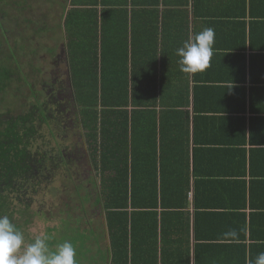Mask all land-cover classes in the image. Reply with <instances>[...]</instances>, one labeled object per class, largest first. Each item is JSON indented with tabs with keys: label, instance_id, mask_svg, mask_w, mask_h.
Masks as SVG:
<instances>
[{
	"label": "trees",
	"instance_id": "obj_1",
	"mask_svg": "<svg viewBox=\"0 0 264 264\" xmlns=\"http://www.w3.org/2000/svg\"><path fill=\"white\" fill-rule=\"evenodd\" d=\"M259 1L244 0L241 14L249 19L240 26L249 54L244 46L240 54H214L219 64L237 65L240 58V71L190 77L180 71L174 43L145 46L141 32L138 41L132 35L135 28L144 31V19L158 25L184 20L185 42L188 14L206 17L197 10L198 0H69L62 30L71 97L98 181L92 202L104 216L108 264H157L158 259L167 264L168 235L181 226L178 217L188 207L191 186L196 241L204 240L198 231L201 215L212 218L213 233L236 223L240 238L251 242L248 249L264 238L254 230L257 220L264 221V127L255 124L264 117V77L255 74V64L264 72V55H259L264 50L255 45L262 28L255 13ZM27 4L0 0V216L7 215L19 230L13 210L27 206L28 193L54 179L62 155L59 147L51 148L41 90L33 87L32 77L22 79L20 58L29 38L21 25L34 24L23 16ZM174 28L179 26L170 27L173 38ZM143 50L151 51L144 73L142 65L137 69ZM7 94L21 103L8 108ZM229 97L240 107H221ZM85 189L84 202H90ZM195 254L198 263L199 250ZM247 259L241 256L242 264Z\"/></svg>",
	"mask_w": 264,
	"mask_h": 264
},
{
	"label": "rangeland",
	"instance_id": "obj_2",
	"mask_svg": "<svg viewBox=\"0 0 264 264\" xmlns=\"http://www.w3.org/2000/svg\"><path fill=\"white\" fill-rule=\"evenodd\" d=\"M69 5V0H28L24 9L27 13L23 16L33 20L34 24L32 28L30 24L21 25L23 37L29 38L26 47L27 54L20 58L24 63L21 67L22 79L24 77L33 78L37 74L36 67L49 69L50 49L53 52L54 47L63 42L62 21ZM9 11L13 12L10 8ZM33 30H35L34 33H32ZM31 48L37 50L38 53L30 54ZM42 55L46 56L44 58L46 63L40 60ZM28 64L32 66L28 67ZM61 69L63 70V66ZM19 77L21 78V75ZM61 77L64 76L61 75ZM23 88L26 90L27 86ZM16 98L7 94L6 99L9 103L4 100V104L13 109V106L21 103ZM78 127L76 125L74 128L75 135L67 136L65 142L67 144L77 143L81 149H85L88 158L83 167L88 166L90 170L86 168L81 170L79 177L75 179L70 170H66L65 174L63 170L58 169L53 180L36 188L35 193H28L27 206L17 205L12 217L20 224L25 244L34 241L38 236L48 235L50 240L54 241L51 246L53 250L57 244L65 241L72 243L76 250V264H108L105 250L108 240L104 216L101 209L98 206L94 207L92 202L98 188V181L93 165L89 161L84 130ZM51 143L54 144V142ZM87 173L89 174L86 177L81 176ZM89 181L92 183L89 185V194L92 198L90 202H84L85 186ZM95 209L98 212L91 211Z\"/></svg>",
	"mask_w": 264,
	"mask_h": 264
},
{
	"label": "crops",
	"instance_id": "obj_3",
	"mask_svg": "<svg viewBox=\"0 0 264 264\" xmlns=\"http://www.w3.org/2000/svg\"><path fill=\"white\" fill-rule=\"evenodd\" d=\"M198 6L197 10L198 12L202 13V15H205V18L199 17L197 19H194V17L188 14V34L190 38L194 33H198L204 28L212 27L215 30V43L213 45L214 48V54H227V55H236L240 54L241 46H244V54L248 55L249 50L247 48V43L245 37H243V31L241 27L243 26V22H247L249 19L247 17H241L243 15L242 12L244 11V0H198ZM256 1V0H255ZM256 12L259 16L257 18H260L258 21L261 23L262 27L259 29V32H256V40L255 45L257 47H260L259 50H264V0H260L255 4ZM260 14V15H259ZM247 16V15H246ZM185 19V18H184ZM183 20V19H180ZM244 20V21H243ZM240 23V25H239ZM142 24L144 26V31H139L140 29L135 28L137 31H134L132 35V40L139 39V32H141L142 39L144 41L143 45H152L154 41H157L158 45L161 46L165 44V47L169 45L170 43L176 46L181 47L184 42V35L186 32L185 22L176 20L175 22H172V19H169L168 21L164 22L163 24H155L153 22H148L146 19L142 21ZM174 24V25H173ZM149 25V26H148ZM158 25V26H157ZM178 25L179 28H174L173 33L174 38L171 35L172 26ZM239 25V26H238ZM241 26V27H240ZM164 29V37L165 42L162 40V30ZM156 34V35H155ZM152 35V36H151ZM140 36V37H141ZM144 36V38H143ZM169 41L170 43H168ZM167 42V44H166ZM171 48V47H170ZM151 51L143 50L142 54L139 53V57L141 56L143 58V63L141 64L139 61L137 63V69L142 65L144 73L146 71L145 63L148 62V56L147 53H150ZM261 52V51H260ZM264 52V51H263ZM213 54L210 67L205 70L206 72L213 73L215 77H222L225 76L224 73H226L228 70L237 69L240 71V58H238L237 65H234L230 62V60H224V63L219 64L215 60V55ZM259 55H264L262 53H259ZM147 58V59H146ZM177 60L179 57H175ZM146 59V61H145ZM145 62V63H144ZM262 65L264 63L262 62ZM148 67V66H147ZM259 64H255V74L257 78H263L262 73L260 72ZM228 71V72H229ZM139 73V71H137ZM228 74V73H227ZM239 76V73L237 75ZM191 77V75H190ZM234 77V76H232ZM191 80V79H190ZM259 85L261 83H258ZM190 88L191 82H190ZM263 93V92H262ZM258 102L260 104V100L262 96H258ZM227 104H220L222 107H229V108H239L240 104L238 101L232 99L231 97L228 98V100L224 99ZM230 101H232L235 104H230ZM263 105V102H262ZM191 109V107H190ZM239 113V111H238ZM233 111L231 113L233 116H237ZM246 117L249 116L248 113L245 114ZM255 124L258 125L260 128L261 126L264 127V117H259ZM247 120V119H246ZM190 131L192 132V126L190 123ZM227 132V130H226ZM224 133V135L226 134ZM246 134L247 131H246ZM248 147V145H246ZM246 212H248L246 210ZM179 222L181 223V226L176 228V230L173 232L174 235L171 236V234L168 235L170 237V243L168 247H166L165 250V261L167 264H242L241 256L246 257L248 256L251 258H255L256 255L260 252H264V238L255 240L250 248H247V245L251 243L249 240H242L240 237L242 236V229L238 230V238H236L234 241L226 238L224 233L228 232L229 230L235 229L237 226L235 224L232 225H225L221 229V231L214 232L211 229V224H213V220L210 216L201 215L198 226L199 234L202 235V238L204 240H197L194 237V206H193V189L192 186L190 187V191L188 193V207L184 209L182 214L178 217ZM256 221V220H255ZM225 223V222H224ZM232 223V222H228ZM254 230L255 235L259 237H264V221L258 222V220L254 224ZM203 235H214L211 238H208ZM219 236H223L219 238ZM246 238H248V235L245 233L244 235ZM159 238V235H158ZM198 244H201L202 246H198ZM197 245V246H196ZM108 247V245H107ZM147 246H143L142 249L146 250ZM149 248H153L152 246H149ZM157 248H158V256L160 255V242H157ZM199 250V257L200 262L195 263V257L197 255L195 254V250ZM105 250L107 251V248L105 247ZM139 250V249H138ZM141 250V249H140ZM143 250H141L142 252ZM170 251H175V254L177 256L172 257L170 254ZM145 255V254H143ZM168 256V258H166ZM234 258H237L233 261ZM233 261V262H232ZM138 264V263H137ZM142 264V263H139ZM157 264H160V259H158Z\"/></svg>",
	"mask_w": 264,
	"mask_h": 264
},
{
	"label": "clouds",
	"instance_id": "obj_4",
	"mask_svg": "<svg viewBox=\"0 0 264 264\" xmlns=\"http://www.w3.org/2000/svg\"><path fill=\"white\" fill-rule=\"evenodd\" d=\"M215 30L204 28L192 35L176 50L180 71L195 75L204 72L214 54ZM226 238H238L235 229L224 233ZM48 235L38 236L25 244L23 233L12 223L7 215L0 216V264H76V250L72 243L65 241L57 244L53 250ZM246 264H264V252Z\"/></svg>",
	"mask_w": 264,
	"mask_h": 264
},
{
	"label": "flooded vegetation",
	"instance_id": "obj_5",
	"mask_svg": "<svg viewBox=\"0 0 264 264\" xmlns=\"http://www.w3.org/2000/svg\"><path fill=\"white\" fill-rule=\"evenodd\" d=\"M32 28V27H31ZM30 28V29H31ZM35 30L32 31L34 33ZM31 53L36 55L37 50H32ZM58 52V53H57ZM49 57V69L45 70L43 67L35 68L37 74L32 78L33 87H37L42 92V102L45 103V109L49 112L46 113L48 117V130L49 136H51L54 144L52 150L59 147L61 149V158H57L58 162L55 163L57 169L63 170L66 174V170H70L77 179L80 175V171L83 169L90 170V167H83L87 162V155L85 149H81L77 143L67 144L66 137L75 135L74 128L77 127L82 130L80 123L76 121L77 111L74 106L73 99L71 97V89L69 83V70H68V58L65 49V42L59 43L54 47L53 52L50 53ZM39 57V56H38ZM46 56L42 55L40 60L44 61ZM32 65L29 64L28 67ZM63 66V70L61 67ZM61 75L64 77L62 78ZM41 100V99H40ZM61 135V136H60ZM81 137V135H79ZM57 140H59L57 142ZM76 160V161H75ZM89 173L81 175L86 177ZM88 182L86 188L89 189ZM96 207V206H95ZM92 212H98V210H91ZM100 212V211H99ZM66 220V219H65ZM21 230V229H20ZM52 245H50L51 247Z\"/></svg>",
	"mask_w": 264,
	"mask_h": 264
}]
</instances>
